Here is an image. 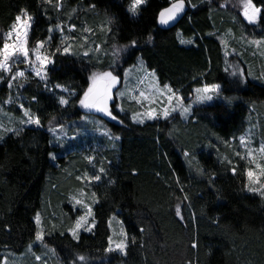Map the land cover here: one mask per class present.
<instances>
[{
  "label": "trees",
  "instance_id": "16d2710c",
  "mask_svg": "<svg viewBox=\"0 0 264 264\" xmlns=\"http://www.w3.org/2000/svg\"><path fill=\"white\" fill-rule=\"evenodd\" d=\"M252 2L261 9L255 23L239 0H185V13L169 26L159 24L158 13L170 0H146L137 15L128 12L131 0H0V48L25 9L33 18L29 48L43 42L51 59L43 80L27 72L10 82L0 72V109L18 116L22 105L40 119V127L10 133L0 144V264L5 253L24 254L35 242L37 213L44 245L61 264H264V197L249 191L252 167L234 154L249 127L257 125L264 140V71L249 46L264 40V0ZM224 44L235 52L227 70ZM139 59L162 87L188 97L219 84L221 101L194 107L188 121L175 115L135 124L129 114L139 108L129 102L128 114L115 112L121 122L107 123L110 140L102 138L96 152L106 171L91 187L95 226L76 240L68 229L82 212L68 194L88 169L85 145L97 137L59 146L51 131L90 128L79 99L91 75L112 71L121 79ZM114 216L127 233L125 255L108 251Z\"/></svg>",
  "mask_w": 264,
  "mask_h": 264
},
{
  "label": "rangeland",
  "instance_id": "374dc122",
  "mask_svg": "<svg viewBox=\"0 0 264 264\" xmlns=\"http://www.w3.org/2000/svg\"><path fill=\"white\" fill-rule=\"evenodd\" d=\"M23 19L27 20V15L23 16ZM32 26H33V18L30 21L28 37ZM12 30H13V26L9 31ZM9 31L6 32L4 35L5 42H8L10 44L18 43L14 31L12 36L8 35ZM60 41L62 42L61 45H65V41L67 42L66 35L61 36ZM249 44H250L249 46L252 47L251 52L255 55V57L260 59V67L264 71V40L250 41ZM26 46L29 50L28 62H18L20 60H23V58L14 56L9 61V67L11 68V71L9 72L6 70H0V72H3L5 77L10 76V82L14 81L12 79L13 76H16V79L20 78L19 76H17V73L20 71H23L25 74L27 72H30L35 75V72L32 69L33 66L37 64L35 60V50L37 46L34 49H30L28 42ZM66 46L69 48L68 52L71 53L70 45H66ZM247 46L248 45H246V47ZM244 47L245 46H243V48ZM39 51L41 55L47 56L49 58L47 52H45L46 50L44 45L39 49ZM90 51L92 54H94L95 52L93 49L92 50L90 49ZM90 51H88V53H90ZM234 53L235 52L233 49H229V47L226 44H224L225 70H227L229 66V58L232 55H234ZM49 61L50 62L46 65V67L41 69L44 78L46 75L47 67L51 64L50 58ZM262 76L264 77V72ZM38 78L41 79V77ZM91 83L92 81H90V86ZM203 87H199V88H203ZM196 89L194 90L193 95L190 94L188 95V97L178 92H175L177 96L183 97L182 104L185 107L189 108V112L186 115L182 116L180 115L181 109L177 108L176 111L171 112L168 118L175 115H179L184 121H188L194 107L199 105H211L214 104L216 101H221V89L217 92H210V93H197ZM121 93H124V95H121ZM111 95L113 99L109 101V110L112 112V116L116 117L115 119H113L112 116H109L103 112L96 111L95 109H87L81 106L85 113L83 120L84 122H86V124L89 125L90 128L79 130V135H77L78 133L70 135L66 128L61 130L54 129L51 131L55 143L59 146H63L64 143L69 142L71 139L80 138V135L86 137H97L95 138V141L93 143L85 145V148L90 150L88 153L84 155L85 160H87L88 162V169L84 171L81 170L80 171L81 174L77 173V176L82 177V179L80 180H78L76 177V182L79 183L80 185L76 188L74 192L68 194V202L70 206L74 210L80 209L82 212L81 215L85 214L86 209L80 205H75V200L73 199V197H75L76 199H82L84 200L85 204L91 206L92 217H89V220L94 218L93 208L97 204L96 201H98L95 198V196L93 197L91 195V193H93L91 191L92 189L91 187L93 184L95 185L102 182V173L99 171L101 165L98 162L99 158L97 157L98 154L96 152L98 149H100L99 145L101 144L100 140L102 138H106V141L110 140V133L106 128V126H108L107 123L110 121L116 123L121 122L120 119L115 115V112L120 115H126L128 114V110L125 107V103L126 102L135 103L138 106L139 110L136 113L129 114L130 120L135 124H145L147 122H152L154 120L165 119V117L163 116V111L166 108L171 109L176 106L175 98H173V100L169 102L168 96L170 95V93L168 92L167 88L162 87L159 84L156 74L153 72H149L144 62L141 59L138 60L135 66L126 69L123 78L118 79V82L113 86L111 90ZM203 95H211L213 98L212 100L199 101L197 99L198 96H203ZM11 103H12L11 100L7 101L8 105ZM19 108H20V115L18 116L5 109H0V140H1L0 144L3 142V139L8 134L15 133L14 131H9L10 129L24 130L30 127H36V128L40 127V125H35V124H27V123L22 124L21 123L22 120L24 121L27 120V117L24 116V111L27 109L21 107V105L19 106ZM149 111H153V116L155 117L154 119L148 118L147 113ZM30 114L33 117H36L31 112ZM134 116L136 117L135 120L133 119ZM140 120H143V123H140L139 122ZM54 141L52 142V145H55ZM261 145H264V140L260 136L257 125H254L252 127H249L246 133L240 138L238 145L235 147L234 154L240 156L242 159L246 161L249 167H252L251 169L248 170L254 173L253 179L252 180L249 179V188H257L264 190V188H262V186H264V175L261 174V170L264 169V152L260 151ZM69 153H70L69 151L65 153L66 159L64 160V162L66 163L70 161ZM58 154L59 153L56 154L54 153V155H52V162L56 165L58 164L56 160ZM89 158L92 159L89 160ZM93 175H100L101 179L99 181L93 180L90 183L87 179H83V177L85 176H93ZM81 193H83V195H81ZM257 193L260 194L259 192ZM51 225L54 226L55 222L52 221ZM109 227L111 231V237H110L111 243L109 241L110 244L109 248L111 247L112 249L111 251L125 255V251L128 245V239L122 221L119 220L116 216H114L109 222ZM93 228L94 227L91 228V231H84L83 229L80 230L79 237L82 233H91ZM39 231L43 232V240H44L45 233H44V226L42 224V220H41V224L39 225ZM43 240L42 241L35 240V242L32 245H30L29 249L24 254H13L11 252L5 253L6 259L4 261V264H61L57 259L55 252L51 248L45 247ZM120 241H124L126 244V247L123 251L117 248V244H119ZM35 248H41L42 251L40 253H36L34 250ZM37 257H40V259H37Z\"/></svg>",
  "mask_w": 264,
  "mask_h": 264
},
{
  "label": "snow or ice",
  "instance_id": "6c2138e0",
  "mask_svg": "<svg viewBox=\"0 0 264 264\" xmlns=\"http://www.w3.org/2000/svg\"><path fill=\"white\" fill-rule=\"evenodd\" d=\"M190 3L191 0H188ZM239 2L242 4L243 7V15L245 18L249 21V23H253L256 21L258 14L261 13V9L256 7L252 0H239ZM146 3V0H131V3L128 8V12L132 13L133 15L138 13L139 8ZM94 7V6H93ZM192 7H195V5H192ZM185 12V0H170V6L163 8L161 11L158 13V22L160 25H168L170 22L177 20L178 16L182 13ZM27 15V20L23 19V16ZM32 17L27 14V10L22 9L21 14H18L15 18V23L13 25V30L9 31L8 35L12 36L13 31L15 33L16 40L18 43H8L5 42L0 48V70H6V71H11V68L9 67V61L14 57H22L23 60H20L18 62H28L29 58V50L27 48V38H28V30L30 28V21ZM74 27V26H72ZM51 31V29H50ZM51 39V38H50ZM149 41H151V37H149ZM193 41H184L181 40V43H192ZM136 41L133 40L131 42V46H135ZM43 47V42H39L36 50H35V60L37 64L33 66V71L35 72V75L38 77H41V79H44V76L42 75L41 69L46 67V65L50 62L49 58L47 56L41 55L39 49ZM128 47V46H126ZM59 51V49H57ZM69 51L68 47L64 48V52L67 53ZM84 55H88L87 52L84 53ZM243 75V73H240ZM235 75V73H234ZM17 76L23 78L25 76V73L23 71H20L17 73ZM13 80L16 79V76L12 77ZM92 83L91 86L87 88L86 91L83 92V97L79 99V104L87 109H95L96 111L103 112L109 116H112V112L109 110V101L113 99L111 95V90L113 86L118 82V76L114 75L112 71H103L99 73H93L90 77ZM11 83H9V87H11ZM56 88H60L61 85L57 84L55 86ZM165 88H167L168 92L170 95L168 96L169 102L175 98L176 100V106L171 108V109H165L163 111V116L165 119H167L171 112H174L177 110V108H180V115L184 116L189 112V108L185 107L182 104L183 97L177 96L175 92L172 91V89L165 85ZM221 89V85L219 84H213V85H205L203 88H197L196 92L197 93H210V92H217ZM65 91H68L67 88L64 89ZM121 95H124V93H121ZM143 95V94H142ZM211 95H203V96H198L199 101H204V100H212ZM35 100V97L33 98ZM59 103L61 105H66L68 104V100L65 99L64 97H60ZM21 107H23L21 105ZM149 119H154L155 117L153 116V111H149L147 113ZM24 116L27 117V120L24 121L22 120L21 123H27V124H35V125H40V119L38 117H33L28 110L24 111ZM113 119L116 117L112 116ZM133 119L135 120L136 117L134 116ZM140 123H143V120L139 121ZM62 127V126H61ZM52 129H50L51 131ZM9 131H14L15 135L20 134V130H12L10 129ZM119 139V137H117ZM260 151L264 152V145L260 146ZM92 158H89L91 160ZM101 173H104L106 170L101 167L99 169ZM261 174L264 175V169L261 170ZM247 175L250 180L253 179L254 173L252 171H248ZM77 179L80 180L82 177L77 176ZM83 179H87L89 183L93 180L99 181L101 179L100 175H93V176H85ZM258 182V181H257ZM177 184H179V180L177 179ZM264 188V186H262ZM183 191V188L180 189ZM249 191L251 192H259L261 196H264V190L257 189V188H249ZM83 195V193H81ZM91 195L94 197L96 194L93 192ZM75 200V205H80L86 209L84 215H80L76 221L73 227L69 228L68 231L71 233L72 237L74 239H79V232L80 230L84 231H91V228L95 226V221L94 218L89 220V217H92V208L90 205L85 204L84 200L82 199H76L73 197ZM184 199H187V196L184 197ZM98 202V201H96ZM175 213L177 216H181V208L179 205L175 208ZM35 223L39 226L41 224V218L40 214L37 213L35 216ZM63 235V233H61ZM126 235V234H125ZM36 240L42 241L43 240V232L42 231H37L35 234ZM110 243H111V238ZM126 247V244L124 241H120L119 244H117V248L123 251ZM192 247H196L195 244L192 245ZM111 247L108 249V251H111ZM37 259H40V257H37ZM81 261H83L85 258L84 257H79Z\"/></svg>",
  "mask_w": 264,
  "mask_h": 264
},
{
  "label": "water",
  "instance_id": "95a60500",
  "mask_svg": "<svg viewBox=\"0 0 264 264\" xmlns=\"http://www.w3.org/2000/svg\"><path fill=\"white\" fill-rule=\"evenodd\" d=\"M186 6H185V11H186ZM183 14V13H182ZM182 14H180L179 16H178V18H177V20H175V21H172V22H170L168 25L169 26H172V25H174L175 23H177V21L182 17Z\"/></svg>",
  "mask_w": 264,
  "mask_h": 264
},
{
  "label": "flooded vegetation",
  "instance_id": "af4514ba",
  "mask_svg": "<svg viewBox=\"0 0 264 264\" xmlns=\"http://www.w3.org/2000/svg\"><path fill=\"white\" fill-rule=\"evenodd\" d=\"M184 14V13H183ZM183 14H182V16H183Z\"/></svg>",
  "mask_w": 264,
  "mask_h": 264
}]
</instances>
